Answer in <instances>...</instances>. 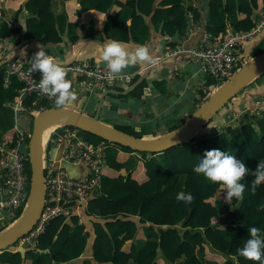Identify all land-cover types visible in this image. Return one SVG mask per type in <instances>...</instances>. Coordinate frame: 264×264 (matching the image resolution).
I'll use <instances>...</instances> for the list:
<instances>
[{
  "label": "trees",
  "instance_id": "1",
  "mask_svg": "<svg viewBox=\"0 0 264 264\" xmlns=\"http://www.w3.org/2000/svg\"><path fill=\"white\" fill-rule=\"evenodd\" d=\"M182 2L65 0L66 13L65 10L55 13L51 0H26L24 6L31 10V15L25 19V27L39 44H54L60 41L63 29L68 30L74 24L77 18L74 7L78 5L82 10L80 26L91 16L103 15L97 25H101L105 35L121 42L129 39L141 42L138 27L146 15L151 23L160 25L159 31L165 35L180 33L189 19H199L197 7L183 6ZM125 6L130 8L127 17L122 11ZM18 8L16 5L14 10ZM255 11H264V0H207L203 30L216 36H220L227 25L234 30H247L254 24ZM10 30L0 20V36ZM261 37L264 41V32ZM254 51L250 56L260 52ZM240 59L230 74L241 64ZM3 70L4 62L0 63V107L11 100L21 86L13 75L3 85ZM220 82L207 76L197 88L198 104ZM163 83L160 77L153 81L159 90H163ZM145 85L144 75L133 74L129 85H113L115 91L111 94L141 97ZM33 99L34 94L29 93L19 101L20 107L30 115L28 132L31 119L38 111L36 105H30ZM37 103L42 108L55 105L44 99L37 100ZM174 126L170 125L167 131ZM114 127L137 137H151L129 126ZM58 131L59 126L49 132L46 146ZM80 131L92 142H103L106 149L99 186L88 195L84 205L85 214L96 218L91 220V256L82 258L79 264H205L204 256L212 259V264H259L240 256L237 249L249 238L248 229L251 227H259L264 236V182L253 193L254 177L246 176L241 181L246 186L243 199L233 198L229 202L223 184L207 181L193 168L207 150L219 149L242 160L249 169H255L259 161H264V109L258 115H251V120L232 118L213 132L202 131L158 152L135 150ZM2 138L9 145L14 144L17 138L15 129L6 126ZM118 150L134 151L140 157L136 164L123 171V163L116 157ZM25 167L28 179L27 160ZM181 191L191 194L193 202L177 201L176 194ZM73 203L61 202L67 212H60L47 220L33 245H19L24 248L23 252L16 249L14 243L1 248L0 264H52L78 257L88 233L79 215L71 211ZM23 208L20 206L11 220L21 215ZM139 237L143 239L136 241Z\"/></svg>",
  "mask_w": 264,
  "mask_h": 264
},
{
  "label": "crops",
  "instance_id": "2",
  "mask_svg": "<svg viewBox=\"0 0 264 264\" xmlns=\"http://www.w3.org/2000/svg\"><path fill=\"white\" fill-rule=\"evenodd\" d=\"M25 1L0 0V20L4 21L9 29H12L6 35L0 36V63L12 58L23 64H31V57L38 50L37 45H41L31 38L30 30L25 27V19L31 15V10L24 6ZM206 4L207 0H183V6L197 7L200 16L199 19H189L180 33L172 35L161 33L159 31L160 25L151 23L149 15H146L143 23L138 27L141 42L129 39L123 43L129 47L146 45L154 57H159L166 47L176 43L181 42L183 46L195 45L202 35L203 21L207 16ZM16 5L19 8L15 11ZM51 8L55 13L64 10L66 13L65 0H51ZM81 11L78 5L74 7L77 18L68 30L66 27L63 29L60 41L41 46L48 55L61 63L74 59H87L94 63L104 64L100 62L101 47L108 40L114 39L104 34L100 24L97 25L99 23L97 20L101 21L103 15L91 16L80 26ZM122 11L127 17L130 8L125 6ZM263 15L264 11H255L253 17L259 18ZM188 16L190 18V14ZM231 17L229 16V19ZM263 32L264 27L254 36L241 43L240 53L242 57L255 50L256 43L262 38ZM74 35L75 37L72 38ZM146 65L138 63L123 72H134L139 67ZM139 74L146 78V85L142 88L141 97L116 96L111 94L115 91L113 88L99 89L94 86L86 88L82 78L68 77L67 79L71 81L72 90L77 97L74 102H71L70 107L94 115L110 125L129 126L145 135H161L167 132L170 125L179 124L195 109L198 104L197 88L201 87L207 78V75L199 69L197 64L181 53L164 56L159 59L157 65L146 66ZM159 77L164 81L163 90H159L153 84L154 79ZM114 85L126 87V85H121L119 80ZM19 103L14 106V99L12 98L3 107H0V137H2V130L6 126L10 125L13 128L17 126L15 114L11 120L10 113L12 110L15 113V110L20 108ZM262 109H264V69L213 113L209 125L215 126L217 124L219 126L232 117L248 121L251 120V115H258L260 111L258 113L256 111ZM42 149L53 158H57L59 155V147H56L53 141L47 146L45 142ZM116 157L122 161L123 171H126L137 163L140 155L134 151L123 152L118 150ZM65 164L70 167L71 172L77 173L85 169L82 162ZM84 205L85 201L74 202L71 205V211L79 215V219L88 233L83 251L74 259L52 264H79L82 258L91 256L90 247L93 237L91 220L96 218L85 214ZM26 208V206L23 208L21 215L16 220H11L13 214L0 201V232L20 221ZM142 239L139 237L136 241ZM204 257L205 261H212V259L209 260L210 258Z\"/></svg>",
  "mask_w": 264,
  "mask_h": 264
},
{
  "label": "built area",
  "instance_id": "3",
  "mask_svg": "<svg viewBox=\"0 0 264 264\" xmlns=\"http://www.w3.org/2000/svg\"><path fill=\"white\" fill-rule=\"evenodd\" d=\"M263 27L264 15L254 18V24L247 30H234L228 25L220 36L202 30V35L195 45L183 46L181 42L176 43L166 47L157 58L181 53L197 64L207 76L220 82L228 77L237 61L242 58L241 43L254 36ZM62 64L67 71L66 78L80 77L84 80L86 88L94 86L99 89L104 87L112 89L117 80L121 85L127 86L133 74H139L146 66H150L147 64L134 72H122L112 78L105 64L94 63L87 59H74ZM11 75L21 82V86L13 96L14 106H17L20 99L29 93L34 94L30 105H36L37 110L42 108V105L37 103L39 99L55 104L54 97L45 95L39 89L41 74L32 72L31 64H23L12 58L6 59L2 76L3 85L8 83ZM232 118L238 120L236 117ZM219 126L216 124L203 131L213 132ZM14 129L17 134L14 144L9 145L6 140L0 137V201L13 215L20 206L25 207L28 204L29 198L25 167L27 160L25 135L28 136L29 132L21 130L18 126H15ZM51 141L56 147H59V155L57 158H53L45 150L42 149L41 152L43 205L35 223L28 232L14 242V246L33 245L37 233L42 230L47 220L60 212H67V207L61 206V202L85 201L88 195L99 186L102 167L105 163L106 145L103 142L90 141L79 128L66 123L59 125V131ZM78 162H82L85 169L77 172L76 175L70 173L71 171L66 170L64 166L65 163Z\"/></svg>",
  "mask_w": 264,
  "mask_h": 264
},
{
  "label": "water",
  "instance_id": "4",
  "mask_svg": "<svg viewBox=\"0 0 264 264\" xmlns=\"http://www.w3.org/2000/svg\"><path fill=\"white\" fill-rule=\"evenodd\" d=\"M263 69L264 50L244 60L226 79L217 84L209 95L179 124L164 134L151 137L134 136L99 120L94 115L83 113L70 106L66 110L58 109L56 105L39 109L31 119L27 140V160L29 165L27 209L20 221L0 232V249L12 245L20 236L28 232L35 223L43 205L41 125L45 121L58 119L82 131L97 135L108 141L127 145L135 150L158 152L194 135L217 109ZM64 166L66 170H69L70 167L66 166V164ZM70 173L76 175L75 172ZM16 249L21 252L24 251L22 246H17Z\"/></svg>",
  "mask_w": 264,
  "mask_h": 264
},
{
  "label": "clouds",
  "instance_id": "5",
  "mask_svg": "<svg viewBox=\"0 0 264 264\" xmlns=\"http://www.w3.org/2000/svg\"><path fill=\"white\" fill-rule=\"evenodd\" d=\"M37 49L31 57V71L41 74L39 89L45 95L55 98L54 102L58 109L66 110L77 98L72 90L71 81L66 78V68L56 58L48 55L41 45H37ZM99 56L100 62L106 65L112 78L138 63L149 65L159 63V59L151 54L148 46L141 44L129 47L117 40H108L103 44ZM193 171L203 175L207 181L223 184L229 202L233 198L243 199L246 186L241 181L246 176L254 177L251 184L253 193L264 182V161H259L255 169H249L242 160L219 149L207 150ZM175 198L186 204L194 200L191 194L183 191L177 193ZM248 236L249 238L244 240L242 247L237 249L238 254L246 260L264 264V236L261 235V229L259 227L249 228Z\"/></svg>",
  "mask_w": 264,
  "mask_h": 264
},
{
  "label": "rangeland",
  "instance_id": "6",
  "mask_svg": "<svg viewBox=\"0 0 264 264\" xmlns=\"http://www.w3.org/2000/svg\"><path fill=\"white\" fill-rule=\"evenodd\" d=\"M255 49L256 51H262L264 50V41L263 39H260L258 40V42L256 43V46H255ZM255 52V51H254ZM250 54L251 53H248L247 55L243 56L240 60H241V63L248 59L250 57ZM217 85V84H216ZM214 85V87L216 86ZM214 87L212 88V90L214 89ZM211 90V91H212ZM18 109H22V110H18ZM15 110V113H13L14 111L12 110L11 113H10V118L11 120H13V116L15 114V120H16V123H17V126L23 130V131H28L29 130V123H30V115L28 114L27 111H25L23 108H18ZM211 122V119H209V121H206L196 132L195 134H199L200 132H202L203 130H206L209 128V124ZM48 137V135H47ZM46 137V139H47ZM46 139L43 141L42 145H44ZM264 160V158H263ZM17 219V218H16ZM14 219V220H16ZM16 244H18V242H16ZM202 257V256H201ZM203 261L205 264H211V261H205V259L202 257Z\"/></svg>",
  "mask_w": 264,
  "mask_h": 264
},
{
  "label": "bare ground",
  "instance_id": "7",
  "mask_svg": "<svg viewBox=\"0 0 264 264\" xmlns=\"http://www.w3.org/2000/svg\"><path fill=\"white\" fill-rule=\"evenodd\" d=\"M63 122L61 120L58 119H49L47 121H45L42 125H41V143H43V141L46 139L48 133L54 129L55 127L61 125ZM28 205V204H27ZM26 205V207H27ZM27 209V208H26ZM26 211V210H25ZM25 214V212H24ZM24 216V215H23ZM22 216V218H23ZM21 218V219H22Z\"/></svg>",
  "mask_w": 264,
  "mask_h": 264
}]
</instances>
